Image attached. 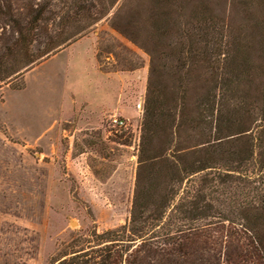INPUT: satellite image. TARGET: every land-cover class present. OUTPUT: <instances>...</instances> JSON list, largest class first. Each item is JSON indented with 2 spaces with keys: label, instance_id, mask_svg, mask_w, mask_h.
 <instances>
[{
  "label": "rangeland",
  "instance_id": "374dc122",
  "mask_svg": "<svg viewBox=\"0 0 264 264\" xmlns=\"http://www.w3.org/2000/svg\"><path fill=\"white\" fill-rule=\"evenodd\" d=\"M7 1L21 11L39 0ZM61 1L53 0V11ZM259 6L249 0H117L73 42L0 83V264H50L75 238L127 224L151 67L177 87L181 65H189L187 50L206 34L204 11L224 25L227 37L240 33L254 41L264 18ZM195 73L205 74L199 69L189 81ZM190 84L187 100L193 101L199 90ZM113 118L126 126H112ZM165 139L158 140L163 151L173 154L177 143ZM162 145L155 147L162 151ZM227 196L212 203L228 221L180 223L185 232L193 230L188 238L197 237L192 247L187 241L184 264H234L230 255H238L237 264H264L248 257Z\"/></svg>",
  "mask_w": 264,
  "mask_h": 264
},
{
  "label": "trees",
  "instance_id": "16d2710c",
  "mask_svg": "<svg viewBox=\"0 0 264 264\" xmlns=\"http://www.w3.org/2000/svg\"><path fill=\"white\" fill-rule=\"evenodd\" d=\"M116 1H61L64 14L56 22L61 11H53V0L27 1L21 11L0 0V83L73 42ZM249 2L264 13V0ZM204 15L206 34L187 50L189 65L185 70L181 65L177 87L151 67L127 224L75 238L50 264H184L187 241L192 247L197 237L188 238L193 230L185 232L180 223L209 217L228 221L223 209L215 214L212 203L224 195L231 200L228 213L240 220L248 257L264 260V18L256 25L260 39L253 41L240 33L227 37L224 25L207 11ZM199 69L204 76L195 73L189 81ZM189 82L199 90L193 101L187 100ZM163 136L168 144L177 143L173 154L163 151L165 143L158 141ZM180 191L186 192L183 198ZM228 257L239 262L238 255Z\"/></svg>",
  "mask_w": 264,
  "mask_h": 264
},
{
  "label": "built area",
  "instance_id": "2783aa9c",
  "mask_svg": "<svg viewBox=\"0 0 264 264\" xmlns=\"http://www.w3.org/2000/svg\"><path fill=\"white\" fill-rule=\"evenodd\" d=\"M111 125L114 127H119V128H123L126 126V123L124 120L122 119H117V118H113L111 120Z\"/></svg>",
  "mask_w": 264,
  "mask_h": 264
},
{
  "label": "crops",
  "instance_id": "0c3cea01",
  "mask_svg": "<svg viewBox=\"0 0 264 264\" xmlns=\"http://www.w3.org/2000/svg\"><path fill=\"white\" fill-rule=\"evenodd\" d=\"M68 50V49H67Z\"/></svg>",
  "mask_w": 264,
  "mask_h": 264
}]
</instances>
